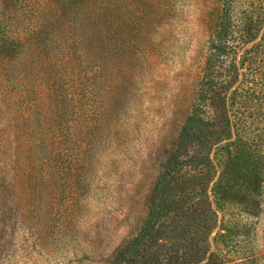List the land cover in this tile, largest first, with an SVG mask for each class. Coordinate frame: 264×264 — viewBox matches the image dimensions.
Segmentation results:
<instances>
[{"label":"rangeland","instance_id":"1","mask_svg":"<svg viewBox=\"0 0 264 264\" xmlns=\"http://www.w3.org/2000/svg\"><path fill=\"white\" fill-rule=\"evenodd\" d=\"M221 1L78 0L93 20L75 21L74 33L60 22L50 30L55 45L40 40L12 62L0 50V264H109L137 233L195 98ZM40 3L50 6L49 20L54 1ZM230 8L233 23L264 18V0H230ZM80 25L88 32L81 38ZM257 41L241 115L244 138L258 151L242 146L244 155L231 160L217 192L227 230L217 222L209 234L217 229L219 248L251 251L245 264H264V174L253 171L264 164V30ZM247 198L257 215L243 212ZM193 216L165 214L161 237L136 243L134 264H175L173 239L165 238L193 235L196 222L204 226ZM230 252L215 258L237 262Z\"/></svg>","mask_w":264,"mask_h":264},{"label":"trees","instance_id":"2","mask_svg":"<svg viewBox=\"0 0 264 264\" xmlns=\"http://www.w3.org/2000/svg\"><path fill=\"white\" fill-rule=\"evenodd\" d=\"M40 1L2 0L1 10H5L0 13V50H4L2 61H15L24 50H33V43L37 47L40 40L47 39L51 45H55L57 36L50 39V30L56 25L59 27L60 22H64L65 27L74 33L77 31L75 21L83 23L87 19L93 20L79 7L78 0H53L54 10L48 20L43 10H49L50 6L46 4L43 7ZM230 9V0H222L203 60L195 98L153 181L145 222L128 242L118 248L109 264H134L136 253L132 250L136 243L140 239L148 243L159 239L162 235L159 221L165 214L187 221L194 220L195 210L203 216L204 226L201 225L199 229V223L196 222L190 228L193 235L187 239L174 234L165 238L164 244L169 243V237L173 239L169 244H172L178 258L175 264H223L215 257L227 255L230 251L236 253L231 257L236 256L238 259L231 264H245L252 260L251 251L238 247L228 250L227 243L223 244L224 248L216 246L217 229L213 236H209L217 222L218 230H227L225 222H229V212L226 199L221 194L218 196L217 192L230 170L231 160L244 155L242 146L253 147L255 153L258 151L254 143L244 138L247 135V122L246 116L241 114L248 94L242 84L244 70L249 67L259 44L257 35L261 29L264 30V18L233 23ZM87 33L83 25L76 32L79 38ZM64 43V47L69 46ZM261 167L264 164L260 162L253 165L257 177L260 172L264 174V170L260 171ZM242 198L239 200L242 201ZM197 199L201 201L198 203ZM170 200L174 202L170 204ZM193 200L195 204H191ZM246 202L243 212L255 215L257 212L252 211L256 206L252 200L247 198ZM164 210L168 212L163 213ZM230 225L232 228L239 225L236 229L242 227L236 222ZM228 240L231 241L230 238Z\"/></svg>","mask_w":264,"mask_h":264}]
</instances>
